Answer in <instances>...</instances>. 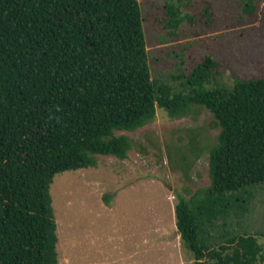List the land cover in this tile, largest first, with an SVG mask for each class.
Listing matches in <instances>:
<instances>
[{"label": "trees", "instance_id": "obj_1", "mask_svg": "<svg viewBox=\"0 0 264 264\" xmlns=\"http://www.w3.org/2000/svg\"><path fill=\"white\" fill-rule=\"evenodd\" d=\"M185 21L165 2L170 35ZM217 67L206 55L171 76L179 88L153 79L138 0H0V264H58L53 177L98 156L126 159L132 140L117 132L152 122L157 108L170 119L205 108L218 129L209 185L174 206L191 264L262 259L255 235L226 227L264 184V77L212 85Z\"/></svg>", "mask_w": 264, "mask_h": 264}, {"label": "rangeland", "instance_id": "obj_2", "mask_svg": "<svg viewBox=\"0 0 264 264\" xmlns=\"http://www.w3.org/2000/svg\"><path fill=\"white\" fill-rule=\"evenodd\" d=\"M138 1L153 79L179 88L171 76L187 73L206 55L218 64L212 85L264 77V0H253L251 12L246 0ZM165 2L192 17L174 35L162 23ZM211 124L205 108L180 119L157 108L152 122L117 132L132 140L126 159L98 156L94 168L56 174L49 193L58 264H191L174 206L178 196L187 199L209 185L208 151L218 134ZM252 191L247 213L229 218L226 229L255 235L262 247L256 264H264V184Z\"/></svg>", "mask_w": 264, "mask_h": 264}]
</instances>
